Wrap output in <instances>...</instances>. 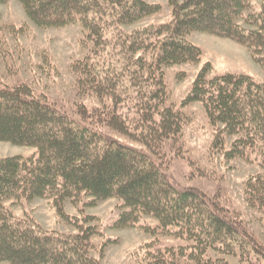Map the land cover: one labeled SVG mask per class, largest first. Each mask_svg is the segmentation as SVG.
<instances>
[{"label":"trees","instance_id":"1","mask_svg":"<svg viewBox=\"0 0 264 264\" xmlns=\"http://www.w3.org/2000/svg\"><path fill=\"white\" fill-rule=\"evenodd\" d=\"M9 0H0L7 2ZM41 27L80 22L96 50L73 65L78 93L101 105L76 109L77 119L37 97L25 85L0 84V142L36 150L30 157L0 158V264H102L93 256L100 236L97 219L65 212L70 201L86 207L115 198L122 213L113 228L139 227L168 234L182 244L155 253L143 264H264V248L229 219L219 198L195 188L179 190L168 177L169 161L182 155L187 115L170 103L164 69L198 63L202 51L187 37L195 32L230 39L246 48L264 71V3L253 0H169L172 19L113 39L120 67L96 65L105 51L107 27H125L161 10L151 0H18ZM107 18V19H106ZM104 22H101V21ZM3 27L0 26V31ZM123 62V63H122ZM210 63L197 75L182 106L202 104L216 130L212 147L225 158L254 160L261 173L247 185L248 202L264 212V82L248 74L209 77ZM125 108L127 112L124 113ZM123 110V111H122ZM107 130L129 139L124 144ZM52 199L72 234L51 233L13 217L5 203ZM145 217L155 227L141 225Z\"/></svg>","mask_w":264,"mask_h":264},{"label":"rangeland","instance_id":"2","mask_svg":"<svg viewBox=\"0 0 264 264\" xmlns=\"http://www.w3.org/2000/svg\"><path fill=\"white\" fill-rule=\"evenodd\" d=\"M150 2L160 4L161 10L137 23L116 30L114 27L105 29V25H102L104 43L108 45L105 51L100 48L93 55L92 60L96 65H112L117 68L121 66L118 59L119 48L112 40L114 35L120 37V34H130L135 30L171 21L172 8L169 0ZM263 3L264 0H253L254 10H259ZM0 26L3 27L0 31L2 87L28 86L37 97L77 120L76 109L82 104L88 108L101 105L95 96H80L78 93L79 74L73 71V65L97 48L95 43L87 40V32L80 22L59 27H41L30 19L18 0H9L0 2ZM187 40L201 49V61L172 65L164 69L170 103L187 115V123L182 133V155L175 156L171 163L169 161L168 177L179 190L195 188L213 197L216 195L235 226L246 231L264 248V212L249 204L247 194L249 180L261 173L256 154L250 157L254 160L252 163L248 162L249 159L225 158L224 153L231 148L235 138L227 137L223 150L213 149L216 130L210 125L202 104L182 106L206 63L211 65L209 77L227 73L248 74L256 81L264 82V71L246 48L230 39L195 32ZM127 111L125 108L124 113ZM104 134L135 146L129 139L107 130ZM35 152L32 147L0 142V158L30 157ZM91 200L90 197H84L83 202L77 206L68 201L65 212L80 220L88 216L97 219L92 225H97L101 235L92 239L93 256L100 259L102 264H143L148 252L164 251L182 244L181 240L171 235H152L138 226L122 230L113 228L114 222L123 211L121 202L112 198L99 202L94 207H86L85 203ZM5 206L14 218L39 226L46 232H75L73 226L58 216L52 199H21L9 201ZM141 225L155 227L157 221L145 217ZM233 262L238 264L239 260L235 259Z\"/></svg>","mask_w":264,"mask_h":264}]
</instances>
